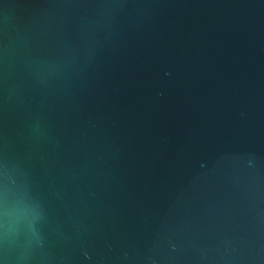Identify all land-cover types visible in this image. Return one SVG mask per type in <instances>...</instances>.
Here are the masks:
<instances>
[{"label":"water","instance_id":"95a60500","mask_svg":"<svg viewBox=\"0 0 264 264\" xmlns=\"http://www.w3.org/2000/svg\"><path fill=\"white\" fill-rule=\"evenodd\" d=\"M0 264H264V0H0Z\"/></svg>","mask_w":264,"mask_h":264}]
</instances>
